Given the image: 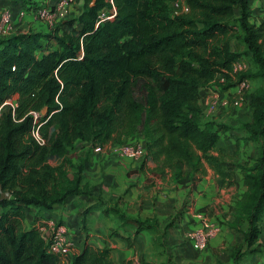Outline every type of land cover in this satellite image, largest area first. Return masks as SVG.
Here are the masks:
<instances>
[{
    "label": "trees",
    "instance_id": "obj_1",
    "mask_svg": "<svg viewBox=\"0 0 264 264\" xmlns=\"http://www.w3.org/2000/svg\"><path fill=\"white\" fill-rule=\"evenodd\" d=\"M176 1L84 0L77 18L49 32L0 37V106L18 95L17 106L0 115V184L11 193L0 201V264H65L38 226H25L27 208L51 211L97 188L84 184L85 158L76 165L68 155L78 143L121 144L137 135L146 147L142 167L154 162L152 170L173 183L195 184L209 166L220 185L232 184L239 169L245 190L226 224L244 239L232 264L262 252L264 145L253 161L236 162L221 144L230 127L207 119L200 100L202 88L225 91L251 76L229 73L250 55L262 85L245 95L250 119L243 128L247 141L264 139V24L250 21V0H184L188 11L172 15ZM114 8L113 19L101 20ZM236 38L243 53L233 47ZM33 112L41 114L44 144L31 135ZM106 211L124 225H145L118 207ZM71 264L115 262L110 247L84 243Z\"/></svg>",
    "mask_w": 264,
    "mask_h": 264
},
{
    "label": "crops",
    "instance_id": "obj_2",
    "mask_svg": "<svg viewBox=\"0 0 264 264\" xmlns=\"http://www.w3.org/2000/svg\"><path fill=\"white\" fill-rule=\"evenodd\" d=\"M56 1L0 0V23L1 14L5 10H10L13 24L11 31L7 34L30 30L49 32L53 29L54 23L39 18L37 12L42 6L52 8ZM83 5L84 0H75L74 3L67 5L63 19L77 18L83 11ZM250 7L252 10L250 21L257 25L263 24L264 0H250ZM23 11H25L24 15H22ZM7 34L0 32V37ZM205 91L210 92L207 99L213 95L211 88L201 89L202 108L207 101L204 102L205 99L202 98V93ZM237 91V86L222 91V93L220 91V100L221 95L225 98H229V94L234 95L233 97L237 96ZM15 97L18 98V95L13 98ZM224 105L227 104L221 101L219 106ZM240 107L235 106L226 114V119L215 117L217 122L221 123V120L224 122L222 124L228 125L230 129L233 128L232 126L242 119L243 111ZM248 109L250 111V107ZM231 131L234 132L228 129L222 133L221 144L226 148L227 153L232 155L238 163L256 159L260 153V147L264 145V139L258 142L242 140L237 136H232ZM137 138L143 140L142 135L129 137L128 140L134 142ZM241 141L252 144L244 146L240 144ZM81 144L84 146L81 148V156L85 158L84 184L90 188L94 186L97 188H91L90 192L86 189V194L69 197L51 211L39 213L36 207L27 208L28 213L24 222L27 228L45 222L64 224L69 228L70 236L80 250L84 243L95 247L108 246L112 250L115 264H134L136 260H139L140 264H232L233 250L238 243L243 241L244 234L233 231L227 224L226 226L221 224V233L209 244L216 247L222 243L221 236L223 231H226L231 234L224 244L227 246L226 251H219L213 255L209 247L203 250L195 249L186 235L193 226L197 227L200 221L195 219L194 224L187 225V222L192 221L194 216L186 213L185 197L193 196L195 206L197 208L207 207V211L215 209L216 205L218 210L214 214L218 218L215 219L220 222L232 220L231 207L235 199L239 198L245 190L239 169L236 170V177L232 184L226 182L220 185L214 170L207 166V174L195 184L184 186L171 182L169 176L163 177L153 171L155 163L152 161H147L142 167V163L139 164L140 160H132L113 152L105 154L96 152L94 150L96 145L88 141L81 142ZM155 188L161 190L159 200L153 199ZM183 198L184 201L181 200ZM180 200L185 208H183L182 215H177L180 211ZM88 207L89 213L85 214L86 219H82L83 215L81 217L80 214ZM111 207H118L127 217L139 220L145 225L138 230L135 224H122L114 212L106 211ZM90 212L98 214V218L92 219L91 224L87 225L85 230L84 227L81 228L80 221H87ZM238 238L240 241L235 243ZM259 242L262 252L253 255L244 264H264V217Z\"/></svg>",
    "mask_w": 264,
    "mask_h": 264
},
{
    "label": "built area",
    "instance_id": "obj_3",
    "mask_svg": "<svg viewBox=\"0 0 264 264\" xmlns=\"http://www.w3.org/2000/svg\"><path fill=\"white\" fill-rule=\"evenodd\" d=\"M74 2L75 0H57L56 4L52 8H39L37 15L39 18L48 20L55 24L65 16L66 6ZM188 9V5L185 3V1L179 0L172 3L171 14L176 15L181 12L188 11ZM24 13L25 11L22 12V15H24ZM115 15L116 9L114 8L111 13L103 12L100 17L101 20L113 19ZM12 24V13L10 10H5L1 14L0 32L7 34L9 31H11ZM246 70V64L239 59L233 63L232 69L229 73L230 75L235 76L240 72ZM225 79L226 76L223 73H219L217 75V80L224 82ZM236 86L238 88V91L236 93L238 95V98L234 101V105L242 106V104L245 102L248 104L245 95L253 90L252 81L248 78H243ZM210 88L214 91L213 95L209 99H207L203 107V110L207 115L213 114L221 104L220 91L218 87L213 86ZM224 104L228 103L224 101ZM7 105L15 108L17 106V99H15L14 101H12V99L8 100L2 106H0V115L4 107H6ZM33 114L35 117L36 126L32 129L31 135L40 144H44L46 142V138L42 134L41 124L39 123L41 114L38 112H33ZM94 150L96 152H102L103 146L96 145L94 147ZM112 150L117 152L118 155L132 160H142L146 155V147L144 142L124 143L119 146L115 144ZM198 217L200 221L199 225L194 229H191L188 232V236L190 237L195 249L203 250L213 238L217 237L221 233L222 225L220 222H218L217 219L211 217L207 210H200L198 213ZM38 227L42 231L43 236L49 242V251L57 254L65 264H70L73 255L81 251L79 246L70 236L69 228L66 225L45 222L38 225ZM134 264H140V261L136 260L134 261Z\"/></svg>",
    "mask_w": 264,
    "mask_h": 264
},
{
    "label": "rangeland",
    "instance_id": "obj_4",
    "mask_svg": "<svg viewBox=\"0 0 264 264\" xmlns=\"http://www.w3.org/2000/svg\"><path fill=\"white\" fill-rule=\"evenodd\" d=\"M57 2V1H56ZM55 5V4H54ZM54 5H52V6H54ZM42 7H44V6H42ZM51 6H48V8H50ZM233 47H234V49L236 50V51H238V52H244L245 51V49H246V45H245V43H244V41L241 39V38H236L235 40H234V42H233ZM240 60H242L245 64H246V66H247V70L246 71H248V72H246L247 74H249V75H251V76H248L247 78L248 79H250L251 81H252V89L254 90V89H256L257 87H259V86H261L262 85V79L261 78H257V77H255L254 76V74L257 72V70H258V66L254 63V61L252 60V58H251V56L250 55H244L242 58H240ZM213 91V90H212ZM214 92V91H213ZM221 93H222V91H221ZM209 95H210V92H208V91H205V92H203L202 93V98H204L205 100H203L204 102L207 100V98L209 97ZM230 96H229V98H225V97H222V95H221V101H226L228 104L227 105H224V106H218V108L216 109V111L213 113V114H211V115H207L206 113H205V116H206V118L207 119H216L215 117H220L221 119L222 118H225L226 119V114L227 113H229L232 109H234V107H235V105H234V101L238 98V95L236 96L235 95V97H233L234 95H232V94H229ZM12 99V101H14L15 99H17L16 97H15V99L14 98H11ZM10 99V100H11ZM14 99V100H13ZM205 105V104H204ZM10 105H7L6 107H4V108H8ZM204 107V106H203ZM241 108V110L243 111V116H242V119H239L238 121H237V123H236V125L235 126H232L233 128H231V129H229V130H233L234 132H232L231 131V133H232V136H237L239 139H244V140H246L245 139V137H246V132L244 131V128H243V124L246 122V121H248L249 120V118H250V111H249V106H248V104L245 102V103H243L242 104V106L240 107ZM228 117V116H227ZM217 120V119H216ZM220 120V119H219ZM220 122L221 123H224V122H222L221 120H220ZM141 138H137V140H134V142H129V140H128V138H125L124 140H123V143H121V144H124V143H136V142H144L143 140H140ZM145 143V142H144ZM121 144H116L117 146H119V145H121ZM240 144L241 145H244V146H247V144H252V143H247V142H240ZM114 145L115 144H113V143H109V144H106V145H104L103 146V151L101 152V153H103V154H105V153H115V154H117L118 155V153L117 152H115L114 150H112V148L114 147ZM84 146H82V144L81 143H78L74 148H72V149H70L69 150V157L70 158H72L73 159V161H74V163L77 165V164H79L80 162H79V159L81 158V154H82V151H81V148H83ZM250 149V148H249ZM143 160L144 159H142V160H140L139 161V164H141V163H143ZM70 174H71V176H74L75 175V168L74 167H72L71 168V170H70ZM149 181H151V179L149 180ZM161 190H159L158 188H155L154 190H153V199L154 200H159L158 199V196H159V192H160ZM156 193V194H155ZM157 196V197H156ZM189 196H186L185 197V202H186V206L185 207H187V212L186 213H189V215H191V216H194V218H193V220L192 221H188L187 222V225L188 224H194L195 223V219H199V217H198V213H199V211L200 210H202V209H204V210H206L207 209V207H199V208H197L196 206H195V201H194V197L193 196H190L189 198H188ZM181 200H183L184 201V198L183 199H181ZM180 200V202H179V208L180 209H182V208H185L184 206H182L183 204L181 203L182 201ZM213 205H215V204H213ZM85 207V206H84ZM83 207V208H84ZM90 207V206H89ZM89 207L88 208H85V210H83L84 212L83 213H81L80 214V216L82 217V215H83V218L82 219H86V217H85V214H88L89 212L87 211V210H89ZM215 209H208V211H210V213H212L211 215L214 217V219L215 218H218L214 213H215V211L216 210H218V207L215 205ZM213 210V211H212ZM82 212V211H81ZM190 212H192V213H190ZM178 214H179V212H177ZM177 214V215H178ZM182 215V214H181ZM98 216V214H94V212H90V214L88 215V220L86 221V220H81L80 221V223H81V228H83L84 227V229H85V227L88 225H90L91 224V220L92 219H96V218H98L97 217ZM211 216V217H212ZM195 220V221H194ZM86 222H87V224H86ZM221 224H223V225H225L226 226V221H222V222H220ZM85 225V226H84ZM196 227V226H195ZM192 229H194V226H193V228ZM86 230V229H85ZM191 230V229H190ZM231 234L230 233H227L226 231H223V233H222V238H223V240H222V243H220L218 246H216V247H212L209 243H208V245L204 248V249H207V247H209V248H211L210 249V251L213 253V255H215V253H217V252H219V251H226V249H227V246H224V244H225V242H226V240H227V238H229V236H230ZM187 236V239L188 240H191L190 239V237L188 236V234L186 235ZM241 237V236H240ZM240 241V239L238 238L236 241H235V243H238ZM224 246V247H223Z\"/></svg>",
    "mask_w": 264,
    "mask_h": 264
},
{
    "label": "water",
    "instance_id": "obj_5",
    "mask_svg": "<svg viewBox=\"0 0 264 264\" xmlns=\"http://www.w3.org/2000/svg\"><path fill=\"white\" fill-rule=\"evenodd\" d=\"M93 4V3H92ZM11 197V193L10 191H4L2 189V186L0 184V201L4 200V199H7V198H10Z\"/></svg>",
    "mask_w": 264,
    "mask_h": 264
}]
</instances>
